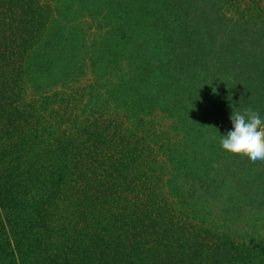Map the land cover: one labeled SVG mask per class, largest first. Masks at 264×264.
I'll return each mask as SVG.
<instances>
[{
  "label": "trees",
  "instance_id": "16d2710c",
  "mask_svg": "<svg viewBox=\"0 0 264 264\" xmlns=\"http://www.w3.org/2000/svg\"><path fill=\"white\" fill-rule=\"evenodd\" d=\"M200 2L0 0V264H264V229L238 223L247 157L182 88L195 67L263 100L264 0L255 27Z\"/></svg>",
  "mask_w": 264,
  "mask_h": 264
},
{
  "label": "rangeland",
  "instance_id": "374dc122",
  "mask_svg": "<svg viewBox=\"0 0 264 264\" xmlns=\"http://www.w3.org/2000/svg\"><path fill=\"white\" fill-rule=\"evenodd\" d=\"M154 1V0H153ZM203 1L200 2V5L202 7V12L201 15L204 17H207L209 12H212L214 8L212 7V4H217L216 8L218 11V16H220L222 13L226 16L227 21L231 20L232 21H238V19L241 18V14H245L248 16V18L251 17L249 23H247L246 20L245 23L249 27H255L254 25L250 24V22L253 19V15L251 12V9H249L246 5H252L254 0H240L239 2L235 1L233 3H223V0H199ZM129 2V1H128ZM134 6V5H132ZM134 14H137V17L139 18L140 14L138 15V12L136 8H132ZM143 8L140 7L139 11L144 13ZM153 12L151 13V18L157 20L165 19L168 17V11L164 8L160 9L159 5L154 2L153 4ZM139 12V13H140ZM261 15H259L260 18ZM126 17L125 11L122 9V19ZM187 19L189 18L188 16L186 17ZM109 18H103L101 21L104 22L105 24L109 23ZM140 19L145 21L141 16ZM185 19V16L183 15L181 17V21ZM115 20V17H111L110 21ZM208 22V21H207ZM203 23V22H202ZM110 24V23H109ZM257 26L259 24H256ZM150 28L152 29L151 32L153 33L152 35L148 34L144 40L148 39V45L145 44L147 48H151V46H156L158 43V38L161 35H166L164 33V30L158 29L157 25H149ZM113 31V29H110ZM251 29H246L244 32L248 33L250 32ZM264 36V33L262 34ZM218 36V35H216ZM105 37H107L106 42L108 45H110L112 39L118 38V36H114L113 34H107ZM121 37V36H120ZM98 39V38H97ZM96 39V40H97ZM125 40V37L122 36V41ZM152 43V44H151ZM132 44V43H131ZM123 52V50H122ZM190 70L193 73L194 76V83H190L187 85V87H182L185 90V94L187 96V111H188V118H196L200 123L203 122L205 125V122L208 121L209 116H213V120H211L213 123H216V133L218 135L225 133L230 127L231 123H223V119L227 120L229 119V114L231 112V108L235 107L238 109H245V108H250V107H256L259 108L260 110L264 111V97L263 100L261 99L260 96H253L248 97L247 99H243V95L246 94L249 96L252 92H255L254 89L252 92L247 91L244 93V90L240 87L234 86V87H222V84H219L218 81H215V83H210L204 80L203 76L201 75V71L196 72L198 68L195 67H190ZM189 71V72H191ZM172 73V72H171ZM217 77V76H216ZM208 78V77H207ZM206 78V79H207ZM202 80H204L202 82ZM176 87V86H175ZM183 91H180L182 94ZM246 91V90H245ZM255 98V100H254ZM214 101V102H213ZM251 104V105H250ZM224 109H223V108ZM229 110V111H228ZM219 137V136H218ZM220 146V144H219ZM221 148V146H220ZM221 150V149H219ZM244 156L247 157V160L249 163L246 165L249 166V172L245 176H239L240 184L242 188L237 187L238 192L240 189L243 191V196L238 195L239 197L241 196L240 199H238L237 204L239 208H243L246 210L245 213L243 209H240V217L238 219V223L242 224L243 222V217H247L248 220V226L251 231H261L264 229V194H263V189H264V160L260 161H253L249 156L240 153L239 159L236 160L237 163H240ZM219 169L217 172L214 174L212 173L213 178L220 177L221 175ZM223 174V173H221ZM240 174V173H237ZM237 178V177H236ZM259 195L261 197H259ZM262 200V201H261ZM261 201V202H260Z\"/></svg>",
  "mask_w": 264,
  "mask_h": 264
},
{
  "label": "clouds",
  "instance_id": "9594fccd",
  "mask_svg": "<svg viewBox=\"0 0 264 264\" xmlns=\"http://www.w3.org/2000/svg\"><path fill=\"white\" fill-rule=\"evenodd\" d=\"M229 120L231 127L219 135L221 148L245 154L253 161L264 160V111L256 107H232Z\"/></svg>",
  "mask_w": 264,
  "mask_h": 264
}]
</instances>
